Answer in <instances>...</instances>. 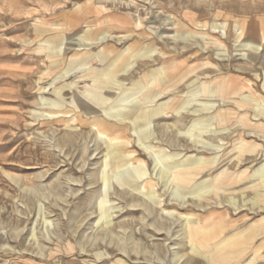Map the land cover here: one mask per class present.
<instances>
[{
  "label": "rangeland",
  "instance_id": "rangeland-1",
  "mask_svg": "<svg viewBox=\"0 0 264 264\" xmlns=\"http://www.w3.org/2000/svg\"><path fill=\"white\" fill-rule=\"evenodd\" d=\"M0 264H264V0H0Z\"/></svg>",
  "mask_w": 264,
  "mask_h": 264
},
{
  "label": "bare ground",
  "instance_id": "bare-ground-1",
  "mask_svg": "<svg viewBox=\"0 0 264 264\" xmlns=\"http://www.w3.org/2000/svg\"><path fill=\"white\" fill-rule=\"evenodd\" d=\"M132 4V3H131ZM108 36L109 35H104V36H102L101 38H99V39H96L94 42H96L97 40L99 41V42H101V43H105V42H107L108 41ZM85 41V40H84ZM83 40H81V42H84ZM87 41V40H86ZM94 42H90V41H88V43H94ZM211 42V41H210ZM217 43V42H216ZM68 45L67 43H63L62 45ZM85 45V44H84ZM89 45V44H88ZM209 45V44H208ZM207 45V46H208ZM219 45H220V43H219ZM222 45V44H221ZM220 45V46H221ZM223 48V47H222ZM63 50V49H62ZM102 59H104L105 60V58L104 57H101ZM107 61V60H106ZM117 61V59H115V60H111V61H109L107 64L108 65H106V67H107V73L109 74V76H111L112 77V73H113V68H114V66L116 65V62ZM169 65V64H168ZM175 66V65H174ZM170 67V66H169ZM171 69H173V68H171ZM176 69V68H175ZM169 70V69H168ZM167 70V71H168ZM171 73H172V71H171ZM170 74V73H169ZM114 81H112V82H110V83H113ZM218 87V86H217ZM97 100H99L98 101V103H97V105H96V107H99V109L101 108V105L103 104V103H105V100H104V98H102V97H98V99ZM101 111L100 112H102V111H105V110H103V109H100ZM137 111V113H135ZM127 113L126 114H124V115H118V116H120L121 118H124V119H129V118H134L135 120H137L138 122H148V121H150L149 120V113L147 112H144V111H139V109H135V111L134 112H132V111H126ZM89 114H92V116H94V120L91 122V124L93 125V127H95V128H98L99 129V127L100 128H102V129H105L106 131H108V132H110V128H111V125L110 124H107L106 123V121H105V119L104 118H102V116L101 115H99V112L97 113V112H92V113H87V115L89 116ZM84 115V114H83ZM152 115V114H151ZM105 116H108V117H112V116H110L109 114H107V113H105ZM153 116V115H152ZM113 117H115V116H113ZM147 120V121H146ZM102 123H104V125H102ZM97 129V130H98ZM112 129V128H111ZM175 178V177H174ZM177 179H178V181H180V182H182V181H184L185 179L183 178V176H180L179 175V177H177ZM179 184V183H178ZM184 184V183H183ZM192 240V239H191Z\"/></svg>",
  "mask_w": 264,
  "mask_h": 264
},
{
  "label": "crops",
  "instance_id": "crops-1",
  "mask_svg": "<svg viewBox=\"0 0 264 264\" xmlns=\"http://www.w3.org/2000/svg\"><path fill=\"white\" fill-rule=\"evenodd\" d=\"M160 94H161V93H160ZM161 95H162V94H161ZM135 109H136V108L129 107V108L126 109V111L128 110V111H132V112H134ZM144 112H146V111H144ZM147 112H148L149 115H150V116L148 117L150 121L147 122V124H145L146 129L152 124V120H151V119H152V115H153L150 111H147ZM147 112H146V113H147ZM135 113H137V111H136ZM151 114H152V115H151ZM128 120H133L132 122H133L134 125H137L138 123H140V122H138L137 120H135V119L132 118V117L129 118ZM146 121H147V120H146ZM148 149H149V147H148ZM150 149H151V148H150Z\"/></svg>",
  "mask_w": 264,
  "mask_h": 264
}]
</instances>
